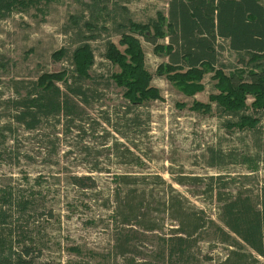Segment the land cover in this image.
<instances>
[{
  "label": "trees",
  "instance_id": "trees-1",
  "mask_svg": "<svg viewBox=\"0 0 264 264\" xmlns=\"http://www.w3.org/2000/svg\"><path fill=\"white\" fill-rule=\"evenodd\" d=\"M36 1L0 0V19L7 18L14 8H26ZM108 1L92 0L90 13L99 2ZM167 5L166 13L157 11L155 18L148 22L128 19L115 23L120 31L119 44L124 49L121 51L110 39L104 42L105 59L118 69L111 74L112 81L123 90L127 109L160 100L159 90L151 85L152 75L146 66L142 39L151 44L155 55L168 58L156 66L155 75L165 77L184 95L192 97L202 91V80L211 74L215 92L210 93L206 103L193 100L191 109L209 113L214 107L229 133L235 129L257 133L258 138L254 139L257 150L240 158V163L249 162L253 169L249 174L229 181L222 175L176 179L180 185L202 186L206 203L216 201L215 219L195 207L172 185H167L165 201L153 207L155 202L137 194L133 187L145 178L125 173L118 175L116 179L123 190L114 196L112 216L122 229L115 249L122 255V264H206V261H213V264H264V177L259 178L256 172L260 158L264 161V151H259L264 133L258 117L264 114V4L261 0H168ZM85 25L90 30L91 24ZM89 38L81 30L76 33V45L69 56L70 71L45 72L36 81H19L25 95L9 101L14 113L7 110L6 118L10 115L11 118L0 125V136L9 132L15 142L10 150V145L5 147L6 137L0 139V158L7 156L6 159L15 160L20 154L17 148L21 141L17 135L19 126L26 132H37L32 138L42 150H46L43 157L47 160L56 154L57 141L60 140L56 131L67 138L76 128L73 150L83 155L85 162L93 163L88 167L92 172L102 171L99 165L108 155L124 166L139 164V157L116 140L109 152L104 153L109 133L103 131L101 135H95L98 123L87 118L85 109L79 105L82 103L88 107L92 98L97 96L96 88L88 82L95 64L93 50L85 41ZM218 40L226 43L228 51L235 54L240 67L225 72L220 54L224 50L223 44ZM66 53V48H60L52 57L62 59ZM56 82L63 83L67 92H61ZM14 84L18 85L17 82ZM248 98H251L249 104ZM177 106L181 108L184 104L177 103ZM123 117L120 119L125 120L124 126L128 128L135 122L133 118ZM101 118L105 123L110 122L105 115ZM59 123L63 126L59 127ZM88 131L92 132L88 134ZM116 131L127 138L122 130ZM28 139L24 137V140ZM216 149L209 148L204 156L209 167L222 169L235 163L229 160L239 153L235 152L234 156V151L225 152L220 146ZM69 184L79 190H94L96 182L89 176L73 175L69 177ZM8 190L10 188L5 184H0V264H62L42 255L46 243L43 233L34 225L42 199L35 198L34 193L25 197L22 189H16L12 196ZM151 210L160 214L166 212L175 226L162 239L153 260L126 255L129 252L127 245L131 246L136 231L154 232L158 229L156 220L150 217ZM205 243L211 249L221 245L225 253L213 258L210 253L202 252L200 244L202 247ZM70 249L80 253L75 248ZM69 264L90 263L76 260Z\"/></svg>",
  "mask_w": 264,
  "mask_h": 264
},
{
  "label": "rangeland",
  "instance_id": "rangeland-1",
  "mask_svg": "<svg viewBox=\"0 0 264 264\" xmlns=\"http://www.w3.org/2000/svg\"><path fill=\"white\" fill-rule=\"evenodd\" d=\"M261 1L264 4V0ZM167 3L168 0H109L107 3L99 2L90 13L92 0H38L26 8L16 7L7 18L0 19V125L5 119L11 118V115L6 118L7 110L14 113L9 101L25 95L19 81L32 82L45 72L72 69L69 56L76 45V33L81 30L85 37H90L85 41L90 44L95 55L88 82L96 88L97 96L92 98L90 106L79 105L85 109L87 118L98 123L95 135H101L103 131L109 133L104 153L109 152L108 149L116 140L132 150L140 161L138 165L124 166L107 154L99 165L102 171L92 172L88 167L93 163L85 162V159L82 160L83 155L73 150L76 128L67 138L59 130L56 131L55 135L60 137L56 154L47 160L43 157L46 150H42L41 145L32 138L37 132L29 133L19 126L17 135L21 141L17 148L20 154L15 160H8L7 156L0 158V184L10 188L8 191L12 196L16 189H22L21 193L25 197L34 193L35 198L42 199V205L38 204L39 212L36 213L37 222L34 225L43 233L46 243L43 258L51 257L62 264L76 260L90 264H122V255L115 249L122 227L112 216L114 196L123 190L117 182L118 175L125 173L145 178L142 183L129 186H133L136 193L144 195L147 200L152 199L155 202L153 207L165 201L167 185H172L195 207L215 219L216 201L206 203V195L201 192L202 186L180 185L176 179L222 175L229 181L249 174L253 169L249 162L240 163V158L257 150L254 142L258 138L257 133L238 129L229 133L214 107L209 113L191 109L193 100L206 103L210 93L215 92L211 74L202 80V91L192 97L184 95L165 77L155 75L156 66L168 58L155 55L151 44L141 38L146 66L152 75L151 85L159 90L160 100L127 109L129 107L123 98V90L112 81L111 74L118 69L105 59L104 42L110 39L121 51L124 49L119 44L120 31L115 23L128 19L148 22L155 18L157 11L166 13ZM85 23L91 24L90 30ZM218 43L223 44L222 40H218ZM222 46V63L225 72L229 73L232 68L240 67V64L235 54L228 51L226 43ZM60 48L67 49L66 55L62 59L53 58L52 54ZM56 84L61 92H67L63 83ZM247 102L249 104L251 98ZM177 103L184 106L180 108ZM101 115H105L110 122H103ZM122 116L124 119L133 118L135 122L128 128L124 126L125 120L120 119ZM258 117L261 132L264 133V114ZM58 126L63 125L59 123ZM116 129L125 132L127 138L121 137ZM91 132L88 131V134ZM26 136L28 140H24ZM3 138L5 147L10 145L11 150L14 137L6 132L1 134L0 139ZM259 145V151H264V141L259 142ZM218 146L225 152L234 151V156L235 152L239 153L236 158L229 160L235 163L227 164L222 169L209 167L204 160L206 151L209 148L217 150ZM260 159L256 172L259 178H263L264 161ZM73 175L92 177L96 182L95 189L79 190L73 187L69 184V177ZM149 214L156 220L158 229L154 232L136 231V238L132 240L131 246L127 245L129 252H126V255L147 261L155 258L162 239L175 226L166 212L160 214L151 210ZM200 248L213 258L225 253L221 245L211 249L205 243L202 247L200 244ZM205 263L213 264V261Z\"/></svg>",
  "mask_w": 264,
  "mask_h": 264
}]
</instances>
